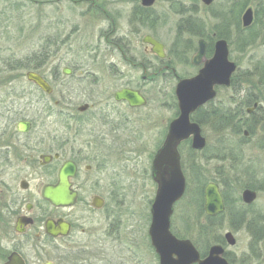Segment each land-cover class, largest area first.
Masks as SVG:
<instances>
[{
  "label": "rangeland",
  "instance_id": "rangeland-1",
  "mask_svg": "<svg viewBox=\"0 0 264 264\" xmlns=\"http://www.w3.org/2000/svg\"><path fill=\"white\" fill-rule=\"evenodd\" d=\"M244 1L213 0L206 7L200 0H179L176 5L170 3L172 6L156 0L145 11L135 7L138 0H89L95 5L89 6L85 14V2L0 0V129L9 124V139L15 137L18 120L33 123L29 133L18 135L19 143L10 140L19 153L21 171L19 175L10 171L0 177V205L1 191L17 189L18 181L24 179L30 188L21 195L41 209L37 174L41 172L46 181L50 176L39 169V153L63 149L64 158H71L85 147L88 133L107 137L91 146L86 159L79 158L82 165L90 166L85 171L88 185L79 203L58 212L74 222V242L55 248L41 238L36 240L34 235L41 225L37 220L36 226L19 238L26 241L22 253L28 264H158L148 237L156 191L150 177L151 160L169 122L177 115V79L195 73V68L179 59L178 54L184 42H189L185 50L189 59L197 40L213 34L227 40L229 59L237 71L233 85L218 89L215 100L197 113L202 119L205 148L192 150V154L188 144L180 148L186 188L173 208L170 229L175 235L187 237L199 252H205L216 239L230 232L236 243L224 248L234 264H264V148H260L264 145V105L263 112L255 116L260 123L252 137L234 136L227 126L214 129L208 122L213 109L227 108L233 113L235 103L246 95H264V85L258 87L259 80H264V28L258 22L264 1ZM247 7L253 8L257 20L250 29L243 30L240 17ZM146 35L174 58V74L156 75L152 80L147 75L143 80L141 70L130 65L155 62L144 53L141 39ZM43 54L47 57H40L39 63L46 68L40 71L53 89L50 97L26 80L28 70L10 64L38 62L35 56ZM64 67L72 69L70 76L61 73ZM127 84H133L145 96L144 107L131 110L113 101V92ZM86 104L92 107L80 114L77 108ZM242 109L245 113L246 107ZM101 123L107 125L102 127ZM109 131L113 132L107 135ZM111 137L117 139L109 142ZM197 177L207 181L218 177L226 182L229 207L211 222V229L196 204L200 191ZM247 183L256 192L248 205L241 200ZM93 196L104 199L102 211H85V204ZM45 215L53 216L54 212L48 210ZM13 225L14 219L0 222V264L10 250L9 230ZM201 227L209 228V232L201 233Z\"/></svg>",
  "mask_w": 264,
  "mask_h": 264
},
{
  "label": "water",
  "instance_id": "water-1",
  "mask_svg": "<svg viewBox=\"0 0 264 264\" xmlns=\"http://www.w3.org/2000/svg\"><path fill=\"white\" fill-rule=\"evenodd\" d=\"M155 0H141L145 7H150ZM209 5L212 0H201ZM252 23V11L247 9L242 16L243 27H249ZM143 43L151 45V51L160 58L164 57L163 45L149 36L143 38ZM203 56V45L193 56L192 62L199 64ZM236 66L228 61L227 43L219 40L215 44L213 57L205 62L203 69L197 76L191 79L179 80L175 86V97L178 107V116L168 126L167 135L162 146L156 152L152 160V179L156 184V191L150 208V225L148 237L150 244L158 257V264H229L222 257L223 248L220 245H212L204 259L199 258V253L188 239H177L170 231V218L174 205L181 200L185 192V178L180 166L178 146L181 142L191 139V148L194 151H201L206 146V140L202 136L200 126L191 121L190 116L199 107L215 98V87H229L231 76ZM64 74H70L65 69ZM26 79L36 85L39 89L49 94V85L34 72H27ZM117 102L126 101L130 107H142L146 104L145 98L139 91L122 89L114 94ZM88 105L78 108L84 112ZM251 113V110H247ZM29 124L20 122L17 125L19 132H27ZM246 136L247 133L244 132ZM75 173V166L66 162L58 173V183L55 186H45L41 190V197L53 207H71L76 202L77 194L69 188L68 178ZM256 198V192L245 189L241 193V200L250 204ZM204 213L207 216L215 217L224 211L223 198L219 186L216 183H208L203 190ZM91 206L100 208L101 200L94 197ZM30 220H18L16 230L20 232V225L29 224ZM44 230L51 237L66 236L69 232V225L63 221L53 222L47 220ZM229 245L234 244V238L230 232L224 235ZM5 264H25L24 259L17 253H11ZM46 264H52L47 262Z\"/></svg>",
  "mask_w": 264,
  "mask_h": 264
},
{
  "label": "flooded vegetation",
  "instance_id": "flooded-vegetation-1",
  "mask_svg": "<svg viewBox=\"0 0 264 264\" xmlns=\"http://www.w3.org/2000/svg\"><path fill=\"white\" fill-rule=\"evenodd\" d=\"M69 1H71V3H73V4H79L80 2H85L86 3L85 4L86 5L85 6V14L87 13V11L89 9V6H94L95 5L94 3H91V4L88 3L89 0H69ZM165 1H166V3H169V5H171L170 3H173L174 5H176L175 2H178L179 0H165ZM155 2H156V0L154 1V4H155ZM212 3H213V0H212V2L209 5H205L204 3H202V4L204 6H206V7H209V6L212 5ZM256 3L258 4V2H256ZM153 5L150 6V7H145V6L142 5L141 0H138V4H136L135 7L137 9L140 8L142 10L148 11L150 8L153 7ZM247 9H251V11H252V23H251V25L249 27L245 28V27H243V24H242V16L244 15V13L246 12ZM258 19H259L258 22L260 23L262 28H264V11L261 13V16H258ZM256 20H257L256 14H255L253 8L252 7H247L244 10V12L242 13L241 17H240V23L239 24H241V28L243 30H245V29L247 30V29H250L251 26H253L255 24ZM224 30H226V29H224ZM146 36H149V35H146ZM146 36H144L143 38H145ZM149 37H151V36H149ZM143 38L141 39V43L143 45L144 53L147 54V55H150L152 60H154L155 62L154 63H152V62L149 63V61H148L146 64H143L141 62V63H137L136 65H135V63H130V65H133V67H138L141 70V72H142L141 78L144 80L147 77V75H148L150 77V80H152V78L154 76H156V75L164 76L167 73L174 74V70H173L172 64L175 62V60H174V58L167 56V54L164 51V46H163L164 57L160 58L157 55H155L154 53H152L151 45L143 43ZM151 38L154 39L153 37H151ZM219 40H224L227 43L226 39L221 38V36H218V35H215V34H213L210 37H206V38L201 36L197 40L196 48L195 49L193 48L194 51H193V53H192V55L190 56L189 59L186 57V51L185 50L190 45H188L189 42L188 43L184 42L185 46L183 47V50L181 51V53L178 54V58L179 59H183L184 61L185 60L188 61V64L190 66H192L193 68H195V73L192 76L188 77V78H179V79H177V82L179 80H182V79H191V78H194L195 76H197L198 73L200 72V70L203 69V67L205 65V62L210 60L213 57L214 52H215V44ZM201 44L203 45V56L201 57V61H200L199 64H194L192 62V58H193L194 55H196L198 53L199 47H200ZM227 50H228V61L232 62L229 59L228 43H227ZM148 60H151V59L148 58ZM142 61H144V58L142 59ZM45 68H46V66H44V65L41 67L42 70H44ZM65 69L70 70V74L67 75V76H70L71 73H72V69L68 68V67H64V68H62V71H61L62 74H64V70ZM42 70L40 71V69H39V70L35 71L34 73L39 75L49 85V87L51 88V92L49 94H47L44 91H42L41 89H39L33 83L32 84L34 85L36 90L41 92L45 97H50L53 94V89L51 87L50 82L48 81V79L46 78V76L44 75ZM52 71L54 73L56 71V69L54 68ZM236 71H237V66H236V69H235L234 73L231 76V83H230L229 87H215L214 88L215 89V93H216L215 98L217 96L218 89H229L232 86L233 76H235ZM28 82H30V81H28ZM122 89H131V90L139 91V93L145 98V96L142 94V92L136 86H134L133 84H127V85H124V86L120 87L119 89H117L116 91L113 92V94H112L113 101L115 103L122 104V105L126 106L127 108H129L131 110L140 108V107H130L128 102H126V101L117 102V101L114 100V94L117 91H120ZM262 96L264 98V95H262ZM174 97H175V88H174ZM252 97H256V96H252ZM215 98L212 101H214ZM145 100H146V98H145ZM175 100H176V97H175ZM212 101L207 102L203 106L199 107L194 113H192L191 116H190L191 121L195 122L193 120V116L197 115V113L199 112V110L201 108H204L206 105L210 104ZM246 103H248V101H246V99L244 98L239 103H235V107H240L241 109H242V107H246L245 114H247V116H250L258 108H262L263 109L262 106L264 105L263 104L264 101H262L260 99V97H258L255 100V102L252 103V106H247ZM54 105L56 106L57 103L55 102ZM144 106H142V107H144ZM231 106H233L232 103H231ZM91 107L92 106H90V107L88 106L85 109L84 112H79L78 108H77V111L80 114L81 113H87L88 110ZM176 109H177V115H176V117H177L178 116L177 101H176ZM247 110H251V113H248ZM105 115L106 114H103L102 117L105 116ZM20 122H26V123L29 124V128H28L27 132L23 133V132H19L17 130V125ZM170 122H169V124H170ZM195 123H197V122H195ZM32 124L33 123L31 121H29V120H18V122H16V124H15V132H14L15 137H12V138H9V139H7L8 138L7 137V132H8V129H9V124L6 123L3 127H1V129H0V177H3L5 175L11 174L10 171H16V173H14V174L19 175V173H17V172L21 171V168L19 167V164H17L20 161L19 160V153H17V149L15 148V145L10 140H12L14 142H15V140H17V143H19V136L18 135H21V134L25 135V134L29 133V131L31 130ZM169 124H168V126H169ZM106 125H107L106 123H101L102 127H105ZM168 126H167L165 137L167 135ZM200 128H201V126H200ZM111 132H113V131H109L108 132L109 134L107 133V135H110ZM244 132L247 133V131L246 130L243 131V136L246 137L244 135ZM201 133H202V130H201ZM86 136L87 137H85V147H83L81 150H78L77 152H75L72 155L71 158H64V155H63L64 150L63 149H55L53 152H52L53 149H51V150H49L47 152L39 153L38 158H37L39 169L42 172H46L50 176V179H51V180L49 179V180L46 181L44 175H42L41 172L37 174L38 184L36 185V188H37V193H38V197H39L38 203L42 205L41 209H39L38 206L35 203L29 202L28 200H26V197H23L21 195V193L28 192L29 188H30L29 182L24 180V179L18 181L17 189H15L13 191H11V190H9V191H7V190L3 191L2 190L1 191V198L3 199V201H1L2 204L0 205V222L2 223V222L8 221L9 219L10 220L14 219V225L9 230V234L11 235L10 238L12 239V244L10 246V250L8 251L7 255L4 256L5 258H4L2 264H5V262L7 261L8 256L11 253H13V252L19 254L24 259L25 264H28V262L26 261V259L23 256V253H22V248L24 247L26 241H23L21 239L19 240V238L25 237L27 235V231H29L30 228L36 226V221L37 220H40V224L41 225L39 227H37L40 232H37L34 235V238L36 240H39L41 238V239H43V241L47 245H50L52 247L54 246L55 248H57V247L59 248V246H61V244H63V243L68 245V244L74 242V241H72V233H73V230H74V227H75L74 222L72 220H70L65 214H63V213L59 214L58 212L68 211V210L74 208L79 203L80 197H81V193L86 188L85 186L88 185V179L85 178V171L88 172L90 170V166H86L85 167V164L82 165V163L79 161V158H84L85 157V159H86L88 154H89L88 151L92 150L91 146L95 145L97 143H100L102 140H105L107 138V137H105V134H102V133L101 134H94V133L90 132ZM247 136H248V133H247ZM165 137H164V140H165ZM115 139H117V138L116 137L115 138L111 137V138H109V142H111V141H113ZM164 140H163V142H164ZM163 142H162V144H163ZM162 144L160 145V147L162 146ZM183 144H188L189 149L191 151L193 150L191 148V139L190 138L188 140H185V141H183V142H181L179 144L177 150H178V153H179V156H180V166H181L180 148H181V146ZM158 149L155 151V153L153 155V158H154L156 152L158 151ZM153 158H152V160H153ZM152 160H151V165H150V177H151L152 182L155 184V182L152 179ZM66 162H71L75 166V173H74V175L72 177L68 178V182H69V188L73 192H75L77 194V197H76V202H75V204L73 206L57 208V207H53L49 202H47L46 200H44L41 197V190L45 186H55L58 183L59 170L61 169V167ZM82 166H83L84 172H82ZM181 170H182V167H181ZM82 175L84 176L83 180H81V176ZM155 186H156V184H155ZM3 187L5 189H7L6 185H3ZM245 189H250V188H244L242 190V192ZM94 197H98L101 200L100 208H94V207L91 206V201H92V199ZM43 206H44V209H43ZM104 206H105V202H104L103 198H101L99 196H93L91 198V200H90V203H86L85 204V211L86 212L102 211ZM35 210H37L36 211L37 215L33 216L32 212H34ZM48 210L53 211L54 215L53 216L45 215V214H47ZM217 216H219V215H217ZM217 216L210 217V216L206 215L207 218H212V219L216 218ZM26 219L30 220L31 223H29L27 225L26 224L20 225V227H19L20 232L17 231L16 230L17 221L18 220L26 221ZM47 220H51L53 222L63 221L65 223H67L69 225L68 234L66 236H57V237H51L50 235H47L45 233V230H44V224H45V222ZM224 235H225V233H224ZM224 235L220 238V242L219 243L211 244L206 249V251L203 252V253L199 252L197 250V247L195 246V244L193 242H191L194 245L195 249L198 251L199 258L200 259H204L207 256L208 249L212 245H220L223 248L222 257L227 261V263L234 264L232 262V260L225 253V248L224 247H225V245H227L229 247H233L235 245L236 241L234 239V244L233 245H229L227 243V241L225 240ZM173 236H175L177 239H180V240L187 239V237L178 236V235H175V234H173ZM150 247H151L152 252H154V249L152 248L151 244H150ZM156 259H157V257H156ZM157 262H158V259H157ZM31 264H33V263H31Z\"/></svg>",
  "mask_w": 264,
  "mask_h": 264
},
{
  "label": "trees",
  "instance_id": "trees-1",
  "mask_svg": "<svg viewBox=\"0 0 264 264\" xmlns=\"http://www.w3.org/2000/svg\"><path fill=\"white\" fill-rule=\"evenodd\" d=\"M245 2H247V1L242 2L244 4V6H245ZM244 6L242 5L241 9H243ZM40 57H42V59H46L47 56H45L44 54L43 55H36L35 58L37 59L38 62H35V60H33L34 62L30 63V60H29V61H26V62H23V61L11 62L10 64L15 65V66L17 65L18 67L17 66L16 67L20 68V69H25V70H28V71H34L35 72V71L41 69V67L44 64L42 62L39 63V58ZM24 63H27V64H24ZM10 64H8V65H10ZM260 77H263V75L260 74ZM234 79H235V76H233L232 85H233ZM263 85H264V80H263V78H261L259 80V82H258V87L261 88V87H263ZM239 91H241V90H239ZM256 97L257 98L260 97V99L262 101H264L263 96H256ZM256 97H252V96H248L247 97V95H246L245 99H246V101H248V103H246L247 106H252V103H254L255 100L257 99ZM261 111L263 112V109L262 108H258L250 116H247L244 113L243 109H241L240 107H235L234 110H233V113H231L227 108L213 109L211 111V113H210L209 118H208V120H209L208 122H209V124H212L214 129H220L223 126H227L228 128H230V130L232 131V134L234 136H241V135H243V131L246 130L247 133H248V137H252V136H254L256 134L258 125L260 123V121L258 119L256 120L255 116H256L257 113H261ZM193 120L195 122H197L201 126V124H202L201 117H199L198 115H194L193 116ZM260 148H264V145L261 146ZM189 154H192L190 149H189ZM197 179H198L197 183L199 185L200 191L198 192V195H197L196 204L198 206L199 213L204 214V212H203V195H202V192H203L204 186L207 183H209V182H215L221 187L222 197H223V201H224V204H225V210L226 209L228 210L229 201L227 200V195L224 192V188H225L226 182L223 179L220 180L218 177H214V178H212L211 180H208V181H207V179H205V178L202 179L200 177H197ZM245 188H250L251 189V185L249 183H247V184H245ZM221 215H219V216H217L216 218H213V219L212 218H207L205 215H203V216H204L205 220L209 223L208 226L211 229L213 227L211 222L216 220L217 218H220ZM208 229L206 227L205 228L201 227L200 228V232L201 233H204V232L208 233L209 232ZM219 242H220V239H216L214 241V243H219ZM201 253H203V252H201Z\"/></svg>",
  "mask_w": 264,
  "mask_h": 264
}]
</instances>
